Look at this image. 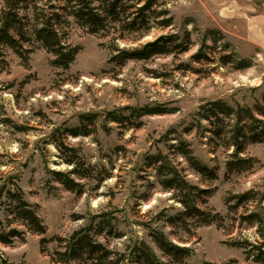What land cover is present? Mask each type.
I'll return each mask as SVG.
<instances>
[{
    "label": "rangeland",
    "instance_id": "rangeland-1",
    "mask_svg": "<svg viewBox=\"0 0 264 264\" xmlns=\"http://www.w3.org/2000/svg\"><path fill=\"white\" fill-rule=\"evenodd\" d=\"M162 8L169 13L166 18L173 19L170 27L154 26L144 37L116 42L121 48H136L162 35L177 34L183 40L188 34L189 52L120 67L109 62L113 40L90 34L72 17L62 32L66 43L79 46L80 51L69 69L53 66V55L39 45L27 62L6 50L8 67L0 73V153L11 165L26 163L20 186L47 227L45 235L28 233L24 243L0 245L8 264H56L51 255L59 248L57 237L70 236L92 218L95 233L105 231L99 241L120 252L129 241L143 239L169 261L152 243L145 226L150 224L193 251L187 264H254L241 248L231 245L242 238L260 240L257 227L240 224V215L251 204L231 211L234 201L228 204V200L250 190L264 193V141L245 144L241 156L253 161L251 168L227 171L233 149L226 147V136L208 131L215 128L200 119V108L222 101L235 110L250 107L264 120L256 110L264 109V0H171ZM210 31L221 34L218 44ZM204 44L210 59L194 61L192 56ZM241 62L248 67L239 69ZM144 107L167 113L140 116ZM110 114L129 121L112 122ZM82 115L95 117L93 133L69 136L67 129L81 125ZM181 141L203 164L216 169V180H205L171 149ZM59 142L74 149L84 169L92 172L90 178L74 176L83 187L81 195L66 189L49 172L72 169L62 162L69 152L59 150ZM159 152L190 184L211 191L201 196L205 203L199 206L220 214V225L199 227L196 220H187L185 230L167 223V217L181 208L148 166L147 157ZM160 213L164 215L159 219ZM98 216H105L110 225H100ZM112 227L122 237L106 236ZM42 239L47 241L44 246ZM0 264H4L1 259Z\"/></svg>",
    "mask_w": 264,
    "mask_h": 264
},
{
    "label": "trees",
    "instance_id": "trees-1",
    "mask_svg": "<svg viewBox=\"0 0 264 264\" xmlns=\"http://www.w3.org/2000/svg\"><path fill=\"white\" fill-rule=\"evenodd\" d=\"M171 0H1L0 9V73L7 67L6 50L13 51L24 62H27L35 46L39 45L48 53L53 55L51 64L57 68L67 70L74 63L80 51L79 46H72L65 41L66 34L62 32L69 24L68 19L74 18L76 23L85 28L92 35L110 37L113 44L109 58L110 63L123 67L130 61H148L153 57L169 55L172 53H187L190 51V38L187 34L183 38L175 35H162L153 41L147 42L136 48H121L116 41L126 40L130 37H144L154 26L168 28L173 19L166 18L168 12L162 7ZM58 3V4H57ZM213 42L218 44L221 35L217 31H210ZM198 53L192 56L196 62L209 60L205 53V44ZM230 46L225 44V50ZM247 62H241L239 69L247 68ZM189 67H186L188 70ZM257 113L264 117V109H256ZM140 116L162 115L167 113L159 107H144L139 110ZM111 121L124 124L129 117L110 114ZM234 118V123L231 121ZM81 125L67 129L69 136L88 137L93 133L90 129L94 126L95 117L82 115ZM200 119L209 122L215 129L208 130L220 137L226 136V147L232 148L226 163L227 171L241 173L251 168L253 161L243 158L247 141L252 143L264 141V120L256 116L250 107H234L222 102H210L200 108ZM228 121V122H227ZM138 128L141 125L137 126ZM59 150H67L69 155L61 158L62 162L72 166L69 172L49 169L50 174L66 189L83 194V187L76 182L75 177L80 179L90 178L93 175L90 168L84 169V163L78 157L74 149H68L64 143H56ZM171 149L180 154L189 167L205 180H216V169L210 168L196 158L191 149L184 142L179 145H171ZM4 155L0 153V245L12 246L17 241L25 242L28 233L34 235H45L47 227L39 217L36 206L29 203L25 193L20 186L22 170L26 163H15L11 165L3 160ZM148 166L153 168L159 183L165 191L173 192V199L180 204V211L176 215L167 217V223L172 226H180L188 230L187 220H196L197 226H210L221 224L223 218L218 213L204 210L199 203H205L201 199L206 193L211 192L189 183L180 173L179 169L172 163L167 155L159 152L149 155ZM6 170L1 171L3 167ZM99 179V182H102ZM231 211L251 204V208L240 215V224L257 227L260 240L251 242L247 238L235 240L232 246L244 251L247 261L254 264H264V193L260 194L250 190L245 193L231 197L228 204ZM164 215L160 213L159 219ZM101 218V224H109ZM94 220L75 231L68 237H57L58 250L52 255V262L56 264H187L193 251L189 247L181 246L165 234L161 229H155L146 224L150 230L149 236L152 243L162 253L165 261L160 257L154 247L143 239L129 241L124 252L110 249L109 246L99 241L98 236L104 234V229L95 233ZM108 226V225H107ZM111 227V226H108ZM106 236L122 237L115 232L113 227L106 232ZM42 246L47 241L42 239ZM43 247V251H44ZM0 259L8 264L5 259Z\"/></svg>",
    "mask_w": 264,
    "mask_h": 264
}]
</instances>
